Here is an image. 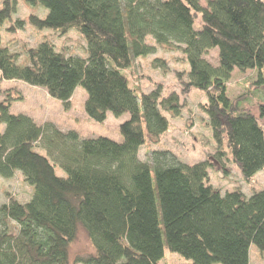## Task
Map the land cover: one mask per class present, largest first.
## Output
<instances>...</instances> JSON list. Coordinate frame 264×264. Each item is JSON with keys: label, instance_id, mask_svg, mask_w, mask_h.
Listing matches in <instances>:
<instances>
[{"label": "trees", "instance_id": "16d2710c", "mask_svg": "<svg viewBox=\"0 0 264 264\" xmlns=\"http://www.w3.org/2000/svg\"><path fill=\"white\" fill-rule=\"evenodd\" d=\"M23 1L47 11L44 19L28 16L31 27L61 37L76 32L86 58L44 41L25 50L27 64L20 66L2 31L7 24L5 32L20 30L24 22L11 25L13 0H1L0 80L40 88L64 111L80 87L91 121L101 124L108 113L129 119L119 126L121 143L83 139L13 115L12 104L0 101V178L20 173L33 190L25 203L9 198L0 206V264H71L78 228L93 249L81 264H160L165 247L191 264H249L251 246L264 255V188L249 197L222 194L207 183L209 161L188 165L168 151L141 160L140 149L158 145L168 131L166 114L179 118L183 105L176 93L164 97L160 85L137 93L126 76L156 46L180 52L189 66L186 79L177 75L182 94L204 93L200 107L217 161L251 181L264 171V105L256 115L226 91L234 71H256V85L264 84V1L208 0L205 7L199 0ZM210 51L217 53L216 67L205 60Z\"/></svg>", "mask_w": 264, "mask_h": 264}, {"label": "rangeland", "instance_id": "374dc122", "mask_svg": "<svg viewBox=\"0 0 264 264\" xmlns=\"http://www.w3.org/2000/svg\"><path fill=\"white\" fill-rule=\"evenodd\" d=\"M199 1L205 7L208 0ZM13 3L15 13L10 24L23 21L24 26L20 30L9 33L4 31L9 26L7 24L2 31V39L3 45L8 46L10 51L18 56L17 63L20 66L27 64L25 50L35 49L44 41L50 42L57 52L66 56L86 58L85 43L79 34L70 31L66 36L61 37L58 33L50 30L38 31L27 23L28 16L34 15L44 19L47 11L41 7H28L23 0H13ZM1 6L0 0V8ZM199 22H195L196 29L199 27ZM148 43L152 45V41L149 40ZM155 60L162 61L166 70L155 68ZM205 60L216 67V51H210ZM188 70L189 66L180 52L156 46L155 54L134 60L132 67L126 72L130 86L137 93L147 94L155 86L160 85L164 97L176 93L179 96L180 104L183 105L179 118H171L166 114L169 121L168 131L161 137L158 145L145 144L140 149V159L145 161L148 154L154 151H168L180 162L188 165L209 161L212 166L208 173L207 183L222 194L238 190L249 197L253 191H261L264 188V171L257 173L251 181L246 182L233 164L228 163L225 159L221 163L217 161L215 157L217 155L216 145L207 125V117L200 107L206 103L204 93L190 90L186 95H183L181 91L177 75L181 74L184 79ZM257 80L256 71L245 73L234 71L227 83L226 91L229 99H238L243 109L251 110L256 115H258V107L264 105V84L257 86ZM85 99V91L78 87L70 99V109L64 111L60 102L49 98L46 92L40 88L30 87L21 82L0 80V101L8 100L12 104L11 114L29 116L39 126L51 123L62 131H75L83 139L103 137L121 143L119 126L127 121L129 116L123 115L115 118L108 113L103 123H95L85 114ZM260 123L264 127V118ZM1 130L2 126H0ZM36 150L40 152L39 149ZM222 167L226 171L225 174ZM55 173L59 177H65L59 168L55 169ZM32 191V188L22 181L20 173H16L10 180L0 178V206L7 203L9 198H14L19 203H25L28 201L30 193L32 195ZM92 254L93 249L85 232L78 228L76 240L69 247L70 263L81 264L77 261ZM160 264H191V262L170 253L165 247L164 257ZM249 264H264V255L260 254L254 246H251L249 250Z\"/></svg>", "mask_w": 264, "mask_h": 264}]
</instances>
